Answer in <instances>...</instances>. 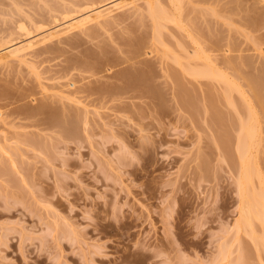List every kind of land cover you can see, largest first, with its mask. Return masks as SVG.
<instances>
[{
  "label": "rangeland",
  "instance_id": "374dc122",
  "mask_svg": "<svg viewBox=\"0 0 264 264\" xmlns=\"http://www.w3.org/2000/svg\"><path fill=\"white\" fill-rule=\"evenodd\" d=\"M106 1L0 0V49ZM182 1L162 40L141 1L0 63V264H264L236 229L250 110L264 194V0Z\"/></svg>",
  "mask_w": 264,
  "mask_h": 264
},
{
  "label": "bare ground",
  "instance_id": "6f19581e",
  "mask_svg": "<svg viewBox=\"0 0 264 264\" xmlns=\"http://www.w3.org/2000/svg\"><path fill=\"white\" fill-rule=\"evenodd\" d=\"M141 1L145 4L146 9L148 8L147 9V10H149L148 12L151 13L152 21L155 24V30H156L157 38L159 40H162V29H164L166 27V26L165 27L163 26V25H166V23L171 22L175 25L177 24L178 26L182 25L183 19L181 21V17H180L181 16L180 10L181 9L184 10V8H181V4H183L182 0H170L169 3L170 4L172 3V5H173L172 8L174 7L172 10H169L171 7L170 5L169 6L166 5L169 8V9L168 8L166 9L165 8L166 6L162 4V0H108V1L101 3L97 6L92 5L91 7L82 11V13H80L79 16H70V17L65 16V18L62 21L61 20L56 21L54 26L48 28L46 33H43L40 36L33 37V38L28 39V40H22V41H19L16 43L12 42L8 46L6 45V46L2 47L0 49V63L5 62V61H10L9 59L23 61L27 58V56L29 54H31V52L36 47L46 44L47 42L52 40L54 37H58V36H61L63 34L69 33L70 31H72L76 28H80V27L85 26V25L92 23V22L94 23V22L101 21V20L105 22L109 18V16L111 17V15L115 14L116 11L118 12V10L124 9L126 7L127 8L137 7V9H138L141 7L140 6L141 4H139V2L141 3ZM138 6H140V7H138ZM182 12H181V14L183 15ZM261 15H263V14H261ZM98 23H100V22H98ZM83 28L84 27H82V29ZM197 43L198 42H196V44ZM166 47H167V44H166ZM168 49H169V47H168ZM198 49H199V51L194 50V52L192 53L193 54L192 56L203 57L202 51H204V52H206L205 56L207 55L206 57H210L209 53H207V51L202 50V49H201L202 51H200V47ZM185 50H186V48H185ZM207 60H208V58H207ZM207 60H205V61L207 62ZM210 60L212 61V58L209 59L208 61H210ZM206 62H203V63L205 64ZM208 63L209 62H207V64ZM210 63L214 64V62H210ZM207 64H205V66ZM181 65H183V64H181ZM194 66L190 65V67H192V68H190V73L193 71L192 74L193 73H194V75L197 74V76L198 75H200V76L202 75L203 77H205L206 75L213 76L212 74H215V76H216L218 74L217 72L219 71L218 68L216 69L218 71H216L214 69L217 65H211L210 64L209 66H207L205 68L200 66V68H203V69H197L196 67L194 68ZM183 69H184V67H183ZM223 75H224V73H223ZM223 75L221 74L222 79H223ZM223 80L226 81V78H224ZM231 80H230V83H228V85H227L229 87L232 84ZM69 84H72V83H69ZM233 84H235V83L233 82ZM237 86L238 85L236 84V87ZM63 97L70 98L66 95H63ZM250 111L247 112V116L245 117V119H243L242 121L240 120L241 121L240 126H239L240 129H239L237 144H236L238 151H239V155L241 157L240 158L241 162L240 161L239 162H240V165L242 166V167L240 166L241 167V174H240V178L238 181V187H239L238 193L240 196V198H239L240 205H239V211L238 212H239L240 218L236 223V229H237V231L245 229L247 231V233L249 234V236L251 238H253L252 240L255 242V244L257 246H260V248L261 247L264 248V194L261 193V192H263V188L261 191L259 188L252 186V184L255 182V181L253 182V180H252L255 177L254 176L255 175V172H254L255 168L253 166L254 163L251 162V160L253 158V155H251L252 149H253L255 143H256V145L258 144L256 142V140H257V136H258V133L260 132V130H258L259 126L258 127L256 126V121L254 123V115L252 113V110H250ZM251 166H253V167H251ZM252 172L254 174H252ZM257 172H259V171H257ZM260 180H261V178H260ZM254 185H255V183H254ZM252 187H253V189H256V191H253ZM256 222H259L262 226L263 231L261 230L262 232H259L260 234L257 233L258 230L256 227ZM224 248H222L223 249L222 250L223 258H225L224 255L227 256L225 253L226 247H224Z\"/></svg>",
  "mask_w": 264,
  "mask_h": 264
}]
</instances>
